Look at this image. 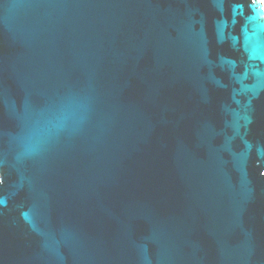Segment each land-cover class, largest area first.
I'll return each instance as SVG.
<instances>
[{
    "label": "water",
    "instance_id": "95a60500",
    "mask_svg": "<svg viewBox=\"0 0 264 264\" xmlns=\"http://www.w3.org/2000/svg\"><path fill=\"white\" fill-rule=\"evenodd\" d=\"M0 264H264V0H0Z\"/></svg>",
    "mask_w": 264,
    "mask_h": 264
}]
</instances>
